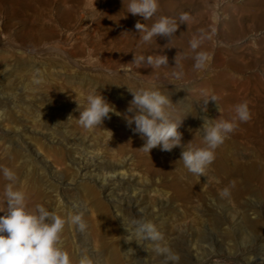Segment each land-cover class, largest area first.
I'll return each mask as SVG.
<instances>
[{
	"label": "rangeland",
	"instance_id": "374dc122",
	"mask_svg": "<svg viewBox=\"0 0 264 264\" xmlns=\"http://www.w3.org/2000/svg\"><path fill=\"white\" fill-rule=\"evenodd\" d=\"M127 4L0 0V168L16 175L10 182L0 171V194L12 183L31 209L42 205L64 217L82 212L86 230L66 225L62 233L72 264L81 256L92 264H163L151 242L125 239L123 221L141 216L156 225L179 264L216 256L218 264H264V0H159L147 21L127 13ZM181 13L190 19L170 43L165 37L142 43L137 21L150 27L161 15L179 20ZM201 34L207 38L197 51L209 59L195 70L189 41ZM134 54L167 55L168 65L141 66L132 63ZM138 88L159 90L173 103L187 96L192 108L179 129L186 147L203 146V117L231 119L241 140L228 135L205 176L184 167L182 147L144 152L125 118L132 115L128 89ZM93 92L116 111L102 126L85 129L79 110ZM213 94L219 110L213 101L203 103ZM244 101L248 122L235 119V105ZM222 107L228 117L217 116ZM72 234L77 251L69 248Z\"/></svg>",
	"mask_w": 264,
	"mask_h": 264
},
{
	"label": "clouds",
	"instance_id": "9594fccd",
	"mask_svg": "<svg viewBox=\"0 0 264 264\" xmlns=\"http://www.w3.org/2000/svg\"><path fill=\"white\" fill-rule=\"evenodd\" d=\"M158 10L159 0H128L127 13L138 15L145 21L152 19ZM189 19L190 16L187 13H181L179 20L161 15L150 27L137 21L135 29L142 34L140 37L142 43L148 44L154 37L168 38L170 43L179 26L187 25ZM206 38L201 34L189 41L190 49L195 53L193 56L195 70H203L209 59L207 52L197 51ZM177 55L175 66H179ZM132 63H147L152 68H159L168 65V57L163 54L147 57L134 54ZM181 75L182 73H173L176 79H179ZM128 90L133 98L129 102L127 112L132 115L125 118L133 133L139 134L144 141L140 149L150 153L157 147L167 152L176 147H182L180 160L183 161L184 167L192 174L205 176L206 169L216 158V149L235 130V122L203 117L204 122L200 129L203 146L186 147L190 142L186 145L182 144L183 134L179 129L190 115L192 108L191 104L185 103L187 96L173 103L169 95L159 90L145 88ZM209 101L215 102L219 110L216 95H211L203 100V103L207 105ZM115 111V106L101 93H90L87 96L86 107L82 111L79 110V124L85 129L102 126L105 119L111 118L110 113ZM234 111L235 119L240 122H248L251 119L247 101L235 105ZM181 113L184 114V118H181ZM133 124L135 127H132ZM0 171L5 180L10 182L16 180L15 173L9 168L3 167ZM4 195L7 211L0 216V264H72V259L64 248L62 233L66 225L75 226L78 231L84 232L87 225L83 219V213L76 212L64 217L42 205L30 209L26 203L25 194L14 190L12 183L5 186ZM221 195L227 196L228 189L225 188ZM123 224L129 233L125 237L127 241L134 240L141 245L143 242H151L155 254L164 257L163 264H179V255L162 243L164 237L153 222L141 216L132 218L127 224L123 221ZM79 264H92V261L87 256H81Z\"/></svg>",
	"mask_w": 264,
	"mask_h": 264
},
{
	"label": "bare ground",
	"instance_id": "6f19581e",
	"mask_svg": "<svg viewBox=\"0 0 264 264\" xmlns=\"http://www.w3.org/2000/svg\"><path fill=\"white\" fill-rule=\"evenodd\" d=\"M46 44V43H45ZM46 46V45H45ZM47 47V46H46ZM46 47H43V48H46ZM139 65H141V64H139ZM138 65V66H139ZM142 66V65H141ZM158 69V68H157ZM171 71V70H170ZM188 74H190L189 72H188ZM163 76V75H162ZM142 79V78H141ZM145 82H146V86L147 87H149L153 82L150 80V79H147V78H145V79H143ZM161 81H163L164 83H166L167 85H170V86H176V87H183V86H186V87H189L188 85V83L186 82V83H184V84H181V83H179V82H176V81H173V80H162L161 79ZM144 82V83H145ZM190 82V81H189ZM194 82V81H193ZM192 83V82H191ZM190 83V84H191ZM208 84V83H207ZM207 84L206 85H204V84H202V85H200L202 88H203V85L206 87L207 86ZM183 85V86H182ZM191 86V85H190ZM191 88V87H190ZM207 88V87H206ZM183 90V89H182ZM203 90H204V88H203ZM221 104H222V102H221ZM227 106V105H226ZM225 107V106H224ZM226 108H221V114H217V116L219 115V116H221V117H223V115H224V113H225V115H226ZM2 114V113H1ZM224 115V116H225ZM225 117H228V115L227 116H225ZM221 119V118H220ZM224 119H226V118H224ZM226 120H228L229 121V119L227 118ZM230 121H231V119H230ZM238 127H237V125H236V127H235V130L233 131V132H235V131H237L236 129H237ZM230 133L229 134V136H231L232 135V137L234 136V138L235 139H239V140H241V138H240V135L236 132V133ZM241 132H242V130H241ZM244 134V133H243ZM243 136V135H242ZM263 153H264V148H263ZM79 163V166H78V170H77V174H78V176L80 177L81 176V178L83 179L81 182H84V178H86V173H82L83 172V170H82V168H83V164L81 165V161L80 162H78ZM94 164V163H93ZM84 169V168H83ZM86 170V169H85ZM121 175V174H120ZM119 176V175H118ZM117 176V177H118ZM120 177H122V175L120 176ZM124 177V176H123ZM114 178V177H113ZM249 178H250V176H249ZM125 179V178H124ZM114 180V179H113ZM103 182H105L104 180H102ZM116 181H117V179H116ZM86 182V181H85ZM78 183V182H77ZM89 183V182H88ZM106 183H108V182H106ZM105 183V184H106ZM2 184L0 183V186H1ZM86 185V184H85ZM82 187H83V185H82ZM86 187V186H85ZM1 188V187H0ZM107 189V188H106ZM133 189V188H132ZM135 189H133V191H134ZM136 192V191H135ZM135 194V193H134ZM96 195V194H95ZM57 203L59 204V206H62V203L63 202H61L60 201V199L58 198V200H57ZM28 205V207L30 208V206H31V204L30 203H28L27 204ZM64 205V204H63ZM138 205V204H137ZM31 209V208H30ZM102 210V209H101ZM7 211V205H6V198L4 197V196H2L1 194H0V216H2V215H4L5 213L4 212H6ZM116 212V211H115ZM118 213V212H117ZM119 214V213H118ZM122 217V216H121ZM120 217V218H121ZM103 220V219H102ZM123 225V224H122ZM125 231V230H124ZM126 236H128V234H126ZM196 240V239H195ZM71 244L72 245H70V247L69 248H72V246H73V249L74 250H78V244H77V241H76V236L74 235V234H72L71 235ZM212 251V250H211ZM208 252V251H207ZM207 252H206V250H204V252L202 253L203 255H206L207 254ZM197 258L196 259H198V260H200L201 259V257L202 256H196ZM221 258L220 257H218V256H216V258H207L206 259V261L205 262H203V263H201V264H218V263H220V261H218V260H220ZM227 261V260H226ZM234 263V262H233ZM238 263V262H237Z\"/></svg>",
	"mask_w": 264,
	"mask_h": 264
}]
</instances>
